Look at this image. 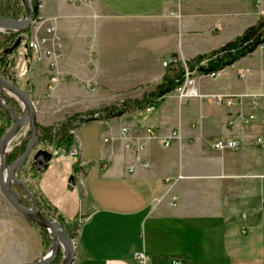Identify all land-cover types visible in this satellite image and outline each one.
Masks as SVG:
<instances>
[{"label":"crops","instance_id":"0c3cea01","mask_svg":"<svg viewBox=\"0 0 264 264\" xmlns=\"http://www.w3.org/2000/svg\"><path fill=\"white\" fill-rule=\"evenodd\" d=\"M262 16L264 0H39L31 39L49 37L55 56L32 60L22 39L13 79L29 84L37 127H51L112 100H142L164 80V61L218 49ZM193 79L201 96L180 100L173 90L151 111L78 123L68 149L47 144L53 156L33 190L71 231L78 226L72 264H140L141 251L147 264H264V49ZM228 139L238 147L213 148ZM49 247L0 191V264L36 261Z\"/></svg>","mask_w":264,"mask_h":264},{"label":"water","instance_id":"95a60500","mask_svg":"<svg viewBox=\"0 0 264 264\" xmlns=\"http://www.w3.org/2000/svg\"><path fill=\"white\" fill-rule=\"evenodd\" d=\"M25 9L23 18H12L8 16H0V31L20 32L29 28L33 22L34 16L39 10V4L33 5L31 0H20ZM22 35H19L15 43L4 49V54L13 53L22 43ZM11 94L20 102L21 112H18L13 106L9 105L5 100V94ZM0 108L3 109L12 119L11 125L6 129L0 138V191L5 199L27 220L35 223L40 228L49 231L51 236V246L49 251L52 252L50 257L44 255L42 258L17 264H53L57 258L58 252L64 253L60 264H72L75 257V242L73 236L57 222L55 219L45 216L39 209L33 211L31 206H27L21 199L17 198L13 184L20 185L33 199V195L29 189L23 184L17 176V172L21 166L32 157V165L37 167L38 171H43L47 167L48 162L52 159L53 154L46 148H37L41 142L37 130V115L35 105L29 94L14 80L5 76V71L0 72ZM24 132L19 145H23L27 138L26 148L24 152L18 156L14 162L8 166L5 163V156L12 151V141L16 136ZM7 168L6 177L4 171ZM33 205L37 208L36 203ZM59 228L63 233H59Z\"/></svg>","mask_w":264,"mask_h":264},{"label":"trees","instance_id":"16d2710c","mask_svg":"<svg viewBox=\"0 0 264 264\" xmlns=\"http://www.w3.org/2000/svg\"><path fill=\"white\" fill-rule=\"evenodd\" d=\"M38 2V1H37ZM3 9L0 8V16L6 15L3 13ZM38 14V11L35 15ZM14 18H17L16 15H11ZM21 35L20 33H11L8 42H12L15 37ZM23 38V36H22ZM13 43V42H12ZM264 43V16L260 17V19L254 24L249 26L240 36L235 38L232 41H229L225 45L221 46L218 49H215L211 52L198 55L194 57L193 59L187 61L185 64L175 60L170 63V65L167 67V72L165 74L164 80L162 83H160L156 90L146 95L142 100H132V101H124L122 104V107H107L104 109H101L98 112L102 113V118H110L114 116H120L123 113H125L128 108L130 107H136V108H142L145 107L148 103L157 104V102L162 99L166 94L169 92L175 90V88L182 84L185 79V73L186 68H188L190 71H193L194 74H211L216 73L218 71H221L225 69L228 66H231L241 58L251 54L255 50L259 48L261 44ZM11 53L6 54L4 56V51L2 53V57L4 59L0 58V65L6 67V74L10 75V68H11ZM9 101V100H7ZM16 110L18 112H21L19 107L17 108L15 106ZM94 111H90L89 113H93ZM79 114L75 115L74 117H71V119L66 120L65 122L60 123V125L56 128L54 126L51 127H44V128H38L40 130L39 137L41 142L47 143V144H53V142H56V146L58 148L68 149L72 142V134L69 132L70 129L76 127L78 123H75V120L78 119ZM0 117L3 121V124L0 125V134L1 136L4 134L6 129L11 125L12 119L11 117L0 108ZM98 119V118H89L85 121ZM84 121V122H85ZM24 146L22 145L21 148ZM25 149L23 148V151ZM23 152H21L22 154ZM20 154V155H21ZM14 156V157H13ZM17 154L12 155L9 158L10 163H13L14 160L17 158ZM32 169L36 171L38 174L37 167L33 166ZM31 194L35 197V199L38 201L42 212L45 215H52V210L47 205L46 202L39 199L37 194L34 192L32 187H28ZM53 216V215H52ZM60 223L68 229L64 221H62L60 218H57ZM41 233L43 235L44 241L49 245L50 244V236L48 233L42 229Z\"/></svg>","mask_w":264,"mask_h":264},{"label":"rangeland","instance_id":"374dc122","mask_svg":"<svg viewBox=\"0 0 264 264\" xmlns=\"http://www.w3.org/2000/svg\"><path fill=\"white\" fill-rule=\"evenodd\" d=\"M32 1V4L33 5H36V4H39V0H31ZM38 1V2H37ZM73 3H75V2H73ZM80 3H82V2H80ZM0 8H2L3 9V13H5L6 15H3V16H8V17H12L11 15L13 14V15H16L17 16V18H23L24 16H25V9H24V6L22 5V3H21V1L20 0H0ZM12 18H14V17H12ZM39 10H38V14L37 15H35L34 16V19H33V22H32V24H31V26L29 27V28H27V29H25V30H23V31H20V32H18V33H20L22 36H23V39H24V41H26L27 43H28V45H29V42L31 41V40H33V39H35V38H41L42 36H36V37H34V38H32L31 39V30H32V28L33 27H37V25H38V22H39ZM3 33V34H2ZM2 33H0V58L1 59H4V57H2V53H3V51H4V49L5 48H7V47H10V46H12L14 43H15V41H16V39H17V37H15L14 38V40L12 41V42H8V40L7 39H9V38H11L10 37V35H11V33H17V32H12V31H4V32H2ZM22 44V43H21ZM29 47V46H28ZM29 50H30V48H29ZM14 53V52H13ZM13 53H11V54H9V55H13ZM30 57H31V59L32 60H34V61H38V60H36L35 58H34V56H33V54H32V52H31V50H30ZM4 56H6V55H4ZM11 59H12V57H11ZM13 63H14V60L12 59V63H11V68H10V73H11V77H9L10 75H8V74H6L5 73V76L6 77H8V78H10V79H12V80H14L15 81V79H13L14 77H15V72H14V68H13ZM160 63H161V61H160ZM6 67H4V66H2V65H0V72H3V71H5L6 72V69H5ZM22 74H23V76L25 75V71H22ZM17 84H19L20 86H21V84L19 83V82H17V81H15ZM213 82V79L210 77V76H204V79H203V83H205V84H207V85H209V84H211ZM22 84H23V89L28 93V89L30 88L29 87V84L28 83H26L24 80H22ZM60 87H62V86H60ZM11 94H5V100H6V102L9 104V105H11V106H13L14 108H15V106L18 108L19 107V109L21 110V104H20V102L16 99V97H15V99L18 101V102H15V101H13L9 96H10ZM13 96V95H12ZM7 100H9V101H7ZM114 102H115V100H112V102H108V104L107 103H105L104 104V106L105 107H116V106H114ZM16 109V108H15ZM101 110V109H100ZM99 110V111H100ZM94 111V110H93ZM87 113H89V112H87ZM78 113H75V114H72L71 116H69V117H67L66 118V120L68 121V119H71V117H74L75 115H77ZM79 114H84V113H79ZM66 120H63L62 122H65ZM61 122V123H62ZM75 123H78V119H76L75 120ZM60 125V123L59 122H57V123H55V125H53L54 126V128H56V127H58ZM73 129V128H72ZM23 134H24V132H21V133H19L17 136H16V139H14L13 141H12V144H11V148H13L12 149V151H10L9 153H7L6 154V156H5V163L8 165V166H10L12 163H10V161H9V158L12 156V155H15V154H17V156H20V154H21V152H24L23 151V148L25 149L26 148V143L28 142V140H29V138H27L26 139V141H25V143L23 144V148H21L22 146L21 145H19V143H20V140L22 139V137H23ZM39 145H43V148H46V146H47V143L45 142V145H44V143L43 142H40L39 143ZM39 145L37 146V148H40L39 147ZM14 157V156H13ZM32 167H33V165H32V157H30L22 166H21V168L19 169V171L17 172V176H18V179L23 183V184H25V186L28 188V187H32L33 188V185H34V183H35V181L37 180V173H36V171L34 170V169H32ZM29 184V186H28V184ZM13 187H14V190H15V193L20 197V199L22 200V202L23 203H25L27 206H33V203H36V206H37V208L36 209H39V207H40V205H39V203H38V201L35 199V197H34V199L20 186V185H18V184H13ZM34 207V206H33ZM39 211L42 213V214H44L43 212H42V210H40L39 209ZM45 215V214H44ZM45 216H47V217H50V218H52V219H55L57 222H59L60 223V221L57 219V217L56 216H52V215H45ZM61 224V223H60ZM63 226V225H62ZM64 227V226H63ZM78 227V226H77ZM77 227H75L74 229H72V231L70 230V228H68V229H66L65 227V229L67 230V232L68 233H70L72 236H74V231H76L77 230ZM42 229H44V228H42ZM47 233H48V235L50 236V233H49V231L48 230H46V229H44ZM49 246H51V236H50V244H49ZM50 248V247H49ZM63 256H64V253L61 251V249L59 250V252H58V255H57V258H56V260H55V262L53 263V264H60L61 262H62V259H63Z\"/></svg>","mask_w":264,"mask_h":264},{"label":"built area","instance_id":"2783aa9c","mask_svg":"<svg viewBox=\"0 0 264 264\" xmlns=\"http://www.w3.org/2000/svg\"><path fill=\"white\" fill-rule=\"evenodd\" d=\"M72 2L75 3H80V2H86L89 0H71ZM48 32L53 34L54 37L56 38V40H58V36L55 33V29L54 28H49ZM50 42L49 37H41V38H35L33 40H31L29 42V48L34 56V58L38 61L44 60V59H51L55 56V52L53 50H51L50 48H48V43ZM58 48L61 49V45L60 43L57 44ZM260 48L264 49V43L261 44L259 46ZM173 62L171 60L169 61H164L163 65L164 66H169L170 63ZM55 66L56 63L54 61L51 60V68H48V72H49V89H53L55 84L58 82L59 78L58 75L55 73ZM220 71L216 72V73H211V76H215L219 73ZM194 72L190 71L188 68H186V73H185V79L184 82L180 85H178L175 88V92L178 96V98L180 100H184L188 97H197V96H201L198 91L195 89L194 87ZM235 98L236 97H226L225 100L227 101V104L229 105H233L235 103ZM216 100L220 101V97H215ZM155 107V104L153 103H148L145 105L146 110L151 111L153 110ZM102 113L95 111L93 113H84V114H79L78 116V123L84 122L85 120L89 119V118H98V119H102ZM254 120V116L253 115H249L245 121L247 123H250ZM71 132L74 133V129H71ZM152 134V131H150ZM179 138V133L174 131L172 132L168 137L164 138L162 140V143L165 146H169L173 141L177 140ZM258 142L263 144L264 147V143L262 141V139H258ZM239 143L238 141L234 140V139H228V140H217L214 144H213V148L217 149V150H225V149H230V148H236L238 147ZM71 154L76 155L77 151H71ZM136 259L140 264H147L148 261V256L146 255V253L144 251L138 252L136 253ZM183 261L179 260V259H174L171 264H182Z\"/></svg>","mask_w":264,"mask_h":264},{"label":"bare ground","instance_id":"6f19581e","mask_svg":"<svg viewBox=\"0 0 264 264\" xmlns=\"http://www.w3.org/2000/svg\"><path fill=\"white\" fill-rule=\"evenodd\" d=\"M6 172H7V168H5V171H4V178L6 177ZM17 196H18V195H17ZM17 198H19V196H18ZM19 199H20V198H19ZM33 206H34V205H33ZM33 206H31V209H32L33 211L38 210V209L35 208V206H34V207H33ZM49 231L52 232V229H50ZM59 233H60V234L63 233V230H62L61 228H59ZM51 254H52V252H51V251H48V252L46 253V257H50Z\"/></svg>","mask_w":264,"mask_h":264}]
</instances>
